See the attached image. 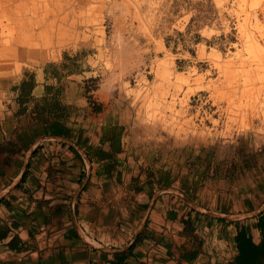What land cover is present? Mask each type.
I'll return each mask as SVG.
<instances>
[{
    "label": "rangeland",
    "instance_id": "rangeland-1",
    "mask_svg": "<svg viewBox=\"0 0 264 264\" xmlns=\"http://www.w3.org/2000/svg\"><path fill=\"white\" fill-rule=\"evenodd\" d=\"M40 46L50 60L20 59ZM27 75L43 92L22 110L12 86ZM47 84L69 113L65 134L105 112L158 187L189 199L227 191L225 201L252 209L264 198V0H0L1 102L27 141L45 124L34 103ZM125 228L99 241L120 248L136 229Z\"/></svg>",
    "mask_w": 264,
    "mask_h": 264
},
{
    "label": "crops",
    "instance_id": "crops-1",
    "mask_svg": "<svg viewBox=\"0 0 264 264\" xmlns=\"http://www.w3.org/2000/svg\"><path fill=\"white\" fill-rule=\"evenodd\" d=\"M51 58L42 46L24 48L20 56L34 62ZM6 76L10 78L9 74L1 75L2 79ZM39 80L37 77L31 91L35 96L43 92ZM3 89L4 86L0 89V141L15 142L17 150L0 153V264L94 260V252L99 249L80 239L76 222L97 241L101 237H116L117 227L126 230V224L134 225L135 240L123 251L134 245L126 260L142 264L228 262L235 253V221L244 225L255 242L260 241L256 217L264 216V207L253 216L232 220L204 214L188 202L185 209L180 202L184 196L176 192H162L153 198L162 187L133 162V138L129 141V135L121 134L119 148L111 146L105 112L103 117L93 116L84 132L75 130L77 135L64 133L68 122L60 121L55 129L51 125L56 122L49 120L31 141H27L30 133L20 138L21 129H16L18 123L12 111L1 102ZM198 192L191 201L219 212L249 211L264 202L263 198L252 209L248 207L249 201L240 206L225 201L222 195L227 191L220 194L200 189ZM205 193L211 196L209 202L204 201ZM186 220L194 228L193 235L183 232ZM194 234L202 238L201 244H196ZM12 238H16L13 248L8 244ZM191 250L195 251L193 257H181L183 252Z\"/></svg>",
    "mask_w": 264,
    "mask_h": 264
},
{
    "label": "trees",
    "instance_id": "trees-1",
    "mask_svg": "<svg viewBox=\"0 0 264 264\" xmlns=\"http://www.w3.org/2000/svg\"><path fill=\"white\" fill-rule=\"evenodd\" d=\"M195 37H199V33L194 34ZM167 44V43H166ZM56 72V71H55ZM46 74V70H44ZM55 76L58 75L55 74ZM35 85L33 75H27L26 77H22L17 83V85L12 86V89H18L17 100L23 104L22 110L25 108V102L31 96L32 88ZM51 85L47 84L45 86L46 92L43 94L37 101L34 103V110L36 116L43 122H47L51 117L50 121L53 120L57 123L63 121V119L69 116L68 112H63L59 110H65V107L60 104V100L57 98L55 92H52V96L48 94L50 92ZM50 89V90H49ZM91 95H88L90 97ZM93 110L100 112L102 110L101 102L93 101ZM48 111L49 114L46 112ZM48 115V116H47ZM61 124V123H60ZM63 124V123H62ZM116 125V124H115ZM114 124L109 125L106 128L107 138L111 141V146L115 149L119 148L121 132L120 130H114ZM120 129V128H119ZM17 150V144L15 142H2L0 141V153L2 152H14ZM256 225L260 231L261 239L258 242H255L252 239L250 232H247L244 225L235 221L237 223V232L234 236L235 241V253L232 256V259L228 262L219 261L216 264H264V216L259 214L257 217ZM194 230L193 226L186 220L183 232L192 233ZM193 235V233H192ZM16 238H12L9 240L8 244L11 248L15 246ZM194 241L197 245L202 243V238L198 235L194 234ZM134 246V245H133ZM132 246V247H133ZM115 252L113 253V258L109 259L114 264H142L136 262H129L126 260L127 255L130 253V250ZM105 254H108L105 252ZM195 255V251L191 250L189 252H183L182 258L190 259ZM65 261V260H62Z\"/></svg>",
    "mask_w": 264,
    "mask_h": 264
},
{
    "label": "water",
    "instance_id": "water-1",
    "mask_svg": "<svg viewBox=\"0 0 264 264\" xmlns=\"http://www.w3.org/2000/svg\"><path fill=\"white\" fill-rule=\"evenodd\" d=\"M50 138H58V136H51ZM162 192H176L179 193L180 195L184 196L186 198V200L188 201V203L194 207L195 209H197L198 211L204 213V214H208L211 216H215V217H222V218H227V219H232V220H239V219H243L249 216H253L257 213H259V211L264 207V202L263 204L258 207L255 208L253 210H249V211H243V212H219V211H214V210H210L201 206H198L197 204H195L193 201H191L188 197H186L184 195V193L182 191H180L177 188H174L172 186H166V187H162L160 189H158L155 193H154V197H156L159 193ZM145 216V214H144ZM143 220V219H142ZM75 225V229L77 232V235L80 237V239L86 243L87 245H89L90 247L94 248V249H99L105 252H121L124 249L128 248L135 240V237L124 247H120V248H113V247H108L104 244H102L100 241H97L96 239L90 237L86 232H84V230L77 225V223L74 224Z\"/></svg>",
    "mask_w": 264,
    "mask_h": 264
},
{
    "label": "built area",
    "instance_id": "built-area-1",
    "mask_svg": "<svg viewBox=\"0 0 264 264\" xmlns=\"http://www.w3.org/2000/svg\"><path fill=\"white\" fill-rule=\"evenodd\" d=\"M57 264H114L112 263L109 259H105L102 261L99 260H83V261H78V260H65L61 261Z\"/></svg>",
    "mask_w": 264,
    "mask_h": 264
}]
</instances>
